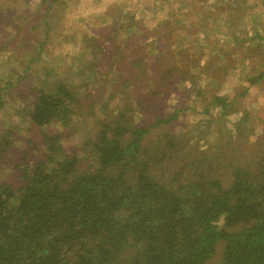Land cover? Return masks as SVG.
Segmentation results:
<instances>
[{
  "label": "trees",
  "instance_id": "16d2710c",
  "mask_svg": "<svg viewBox=\"0 0 264 264\" xmlns=\"http://www.w3.org/2000/svg\"><path fill=\"white\" fill-rule=\"evenodd\" d=\"M230 5L220 0L214 8L230 12L222 33L239 13ZM263 28L240 40L251 44ZM208 30L210 38L217 31ZM161 61L155 62L161 67L156 77L167 79L174 65ZM262 76L264 71L251 82ZM41 88L26 110L35 138L21 141L13 164L18 176L0 182V264H264L263 156H254L253 163L251 156L229 160L227 176L211 172L220 159L216 167L198 161L160 172L166 154L144 142L154 140V129L176 112L169 117L149 112L146 116L154 117L144 122L121 105L114 113L108 101L101 104L102 116H94L82 132L83 153H68L62 138L72 129V102L79 104L83 96L61 84L50 91ZM225 100L211 97L206 112L218 105L223 114ZM247 114L244 109L242 116ZM239 122L240 117V128ZM168 145H175L172 139L164 149H172ZM182 146L176 155L190 147L188 140ZM4 150L0 143V155Z\"/></svg>",
  "mask_w": 264,
  "mask_h": 264
},
{
  "label": "rangeland",
  "instance_id": "374dc122",
  "mask_svg": "<svg viewBox=\"0 0 264 264\" xmlns=\"http://www.w3.org/2000/svg\"><path fill=\"white\" fill-rule=\"evenodd\" d=\"M206 1L0 0V143L5 149L0 182L18 176L13 164L21 141L35 138L26 114L35 92L58 84L83 96L81 105L72 102V129L62 138L68 153H83L82 132L94 116H102L101 104L108 101L114 113L121 105L133 116L145 117L144 122L176 112L169 123L154 129V140L144 142L166 154L160 172L170 174L187 162L216 167L222 161L211 172L227 176L229 160L264 158V76L251 82L264 71V28L251 44L242 40L255 27H264V0H230V8L239 13L223 33L229 9L221 6L219 13L214 8L220 0L214 5ZM208 28L217 30L212 38L205 33ZM243 29L247 32L241 33ZM161 59L174 65L167 79L156 77L161 67L155 62ZM215 95L228 103L223 114L218 105L206 112L205 104ZM149 112L154 115L146 116ZM170 139L175 145L164 149ZM186 140L190 147L176 155Z\"/></svg>",
  "mask_w": 264,
  "mask_h": 264
}]
</instances>
